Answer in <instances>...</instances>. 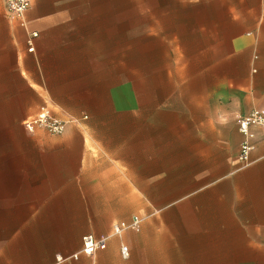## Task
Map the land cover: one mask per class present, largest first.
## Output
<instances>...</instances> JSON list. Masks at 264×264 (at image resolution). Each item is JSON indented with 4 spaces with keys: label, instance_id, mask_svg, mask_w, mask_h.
Masks as SVG:
<instances>
[{
    "label": "crops",
    "instance_id": "obj_1",
    "mask_svg": "<svg viewBox=\"0 0 264 264\" xmlns=\"http://www.w3.org/2000/svg\"><path fill=\"white\" fill-rule=\"evenodd\" d=\"M88 1L30 0L19 20L0 0V264H264V141L242 166L236 126L264 109V0L182 11L206 24L138 85ZM44 109L62 135L23 130ZM86 236L105 249L83 255Z\"/></svg>",
    "mask_w": 264,
    "mask_h": 264
},
{
    "label": "rangeland",
    "instance_id": "obj_2",
    "mask_svg": "<svg viewBox=\"0 0 264 264\" xmlns=\"http://www.w3.org/2000/svg\"><path fill=\"white\" fill-rule=\"evenodd\" d=\"M218 3L214 0H90L86 11H103L104 18H114L121 72L126 73L129 65L130 71L136 73L138 85L142 84L145 73L163 68L173 70L172 51L177 37L183 35L182 30L191 38V32L206 24V18H193L186 27L180 20L182 11H211L220 6ZM5 130L0 120V151Z\"/></svg>",
    "mask_w": 264,
    "mask_h": 264
},
{
    "label": "built area",
    "instance_id": "obj_3",
    "mask_svg": "<svg viewBox=\"0 0 264 264\" xmlns=\"http://www.w3.org/2000/svg\"><path fill=\"white\" fill-rule=\"evenodd\" d=\"M30 7V0H4V9L9 17H14L22 20L24 14ZM37 37L36 33L30 34V41L28 42L29 52H31V41ZM68 125V121L54 116L48 110H41L39 114L23 121L22 127L28 133H33L36 130H43L49 135H62ZM236 126L241 135V142L238 147L237 160L242 166H247L250 162V157L256 148V145L264 141V109L253 110L250 113L240 117L236 121ZM139 218L132 217L131 224H117L113 227V233L117 237L125 229L137 231L139 228ZM106 247L105 239H95L93 236H86L82 240L81 253L85 256L91 257L97 251L104 250ZM121 256L126 259L128 257V250L125 246L120 248ZM78 254L72 255L71 260H77ZM59 261L62 259L58 258Z\"/></svg>",
    "mask_w": 264,
    "mask_h": 264
}]
</instances>
